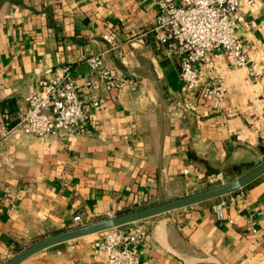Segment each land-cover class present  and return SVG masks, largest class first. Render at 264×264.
I'll return each mask as SVG.
<instances>
[{"label": "crops", "instance_id": "obj_1", "mask_svg": "<svg viewBox=\"0 0 264 264\" xmlns=\"http://www.w3.org/2000/svg\"><path fill=\"white\" fill-rule=\"evenodd\" d=\"M156 13L155 0H0V118L64 65L87 105L84 133L37 138L15 128L0 140V264L45 236L224 183L264 159V0L234 14L243 20L235 36L249 67H233L214 51L199 63L191 93L177 56L150 31ZM95 52L136 89L88 85L85 59ZM215 78L224 88L219 106L200 92ZM219 201L222 218L214 213ZM132 224L149 233L141 264H264V173ZM99 234L49 246L20 264H99L103 255L91 247Z\"/></svg>", "mask_w": 264, "mask_h": 264}, {"label": "built area", "instance_id": "obj_2", "mask_svg": "<svg viewBox=\"0 0 264 264\" xmlns=\"http://www.w3.org/2000/svg\"><path fill=\"white\" fill-rule=\"evenodd\" d=\"M254 0H155L157 13L150 31L169 53L179 61V78L188 92L199 88V63L214 51H222L233 67H249L245 45L235 36L243 22L234 17L241 4ZM109 49L116 46L111 34L103 35ZM103 53L95 52L85 59L93 78L87 83H103L106 91L136 89V82L117 75L104 65ZM203 99L219 106L223 99L222 81L215 78L200 88ZM24 105L10 116L0 118V140L15 128L37 138L46 135H75L85 132L87 105L79 97V89L69 65L54 71L40 81V90L25 96ZM97 105V102H93ZM264 121V120H263ZM186 172V170H184ZM224 202L214 205L216 217L224 216ZM74 221L81 216L75 214ZM134 223V222H133ZM251 220L249 229L256 232ZM149 239L148 231L132 223L101 231L92 241L95 255H103L99 264H141L139 247Z\"/></svg>", "mask_w": 264, "mask_h": 264}, {"label": "water", "instance_id": "obj_3", "mask_svg": "<svg viewBox=\"0 0 264 264\" xmlns=\"http://www.w3.org/2000/svg\"><path fill=\"white\" fill-rule=\"evenodd\" d=\"M263 173L264 159L261 160L248 172L224 183H220L218 185H214L200 191L189 193L173 199L164 200L159 203L146 205L137 209L122 212L113 216L103 217L89 223L78 225L76 227L65 229L63 231L45 236L27 245L1 264H20L29 256L49 246L66 242L85 235L98 233L110 228L133 223L157 214L169 212L177 208L202 202L207 199L222 196L243 187Z\"/></svg>", "mask_w": 264, "mask_h": 264}, {"label": "rangeland", "instance_id": "obj_4", "mask_svg": "<svg viewBox=\"0 0 264 264\" xmlns=\"http://www.w3.org/2000/svg\"><path fill=\"white\" fill-rule=\"evenodd\" d=\"M82 224H85V223H82Z\"/></svg>", "mask_w": 264, "mask_h": 264}]
</instances>
